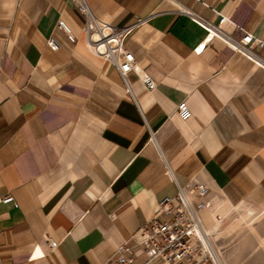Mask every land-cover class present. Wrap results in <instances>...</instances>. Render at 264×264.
Returning <instances> with one entry per match:
<instances>
[{"label":"crops","instance_id":"crops-1","mask_svg":"<svg viewBox=\"0 0 264 264\" xmlns=\"http://www.w3.org/2000/svg\"><path fill=\"white\" fill-rule=\"evenodd\" d=\"M87 1L113 26L145 21L125 47L154 86L131 74L127 88L88 51L70 1L0 0V196L17 204H0V264H103L122 245L146 264L139 229L187 185L207 188L201 219L227 264L221 221L264 214V70L219 39L202 47L198 20L264 42V0Z\"/></svg>","mask_w":264,"mask_h":264},{"label":"built area","instance_id":"built-area-1","mask_svg":"<svg viewBox=\"0 0 264 264\" xmlns=\"http://www.w3.org/2000/svg\"><path fill=\"white\" fill-rule=\"evenodd\" d=\"M67 1L73 3L84 17L83 35L88 51L114 66L127 88L128 77L136 74L145 87L151 90L154 86L151 79L146 74H140L134 56L125 47V41L145 21L140 19L131 25L116 27L98 20L87 0ZM224 22L223 18L221 24ZM198 25L207 32L202 47L214 38L219 39L235 53L264 70V57L259 54L264 48V42L254 39L251 45H246L224 33L220 26L214 27L203 20H198ZM56 27L66 35L70 34V29L64 21L58 20ZM46 45L53 51L60 47L53 37L48 38ZM202 47L197 52L201 51ZM176 112L183 121L191 117L185 101L177 106ZM207 194L208 190L204 186L187 185L183 188L178 187L174 197H165L159 202L154 216L138 231L141 239L136 245L146 254V264L154 259H160V264H220L200 215L201 211L209 206V201L203 200ZM0 204L17 207L9 194L0 196ZM49 247L54 250L58 243L49 241ZM127 253L131 254L130 248L122 245L118 247L115 255L103 264H132L131 258L126 256ZM40 257H43V254L34 251L29 260Z\"/></svg>","mask_w":264,"mask_h":264},{"label":"rangeland","instance_id":"rangeland-1","mask_svg":"<svg viewBox=\"0 0 264 264\" xmlns=\"http://www.w3.org/2000/svg\"><path fill=\"white\" fill-rule=\"evenodd\" d=\"M237 207L221 221L218 235L213 238L215 242L218 240L216 244L227 264H264V241L260 245V237H264V214L259 213L260 221L254 225L257 236L249 228L259 216L243 206Z\"/></svg>","mask_w":264,"mask_h":264},{"label":"bare ground","instance_id":"bare-ground-1","mask_svg":"<svg viewBox=\"0 0 264 264\" xmlns=\"http://www.w3.org/2000/svg\"><path fill=\"white\" fill-rule=\"evenodd\" d=\"M206 232L208 233L207 235L210 236L209 230H206ZM210 241V240H209ZM211 243V242H210ZM212 245V244H211ZM213 246V245H212ZM216 252V251H215ZM217 254V253H216ZM218 256V255H217ZM220 262V261H219Z\"/></svg>","mask_w":264,"mask_h":264}]
</instances>
